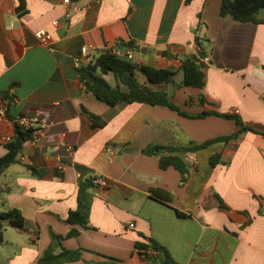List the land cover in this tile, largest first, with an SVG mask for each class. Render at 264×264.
I'll list each match as a JSON object with an SVG mask.
<instances>
[{
	"label": "crops",
	"instance_id": "1",
	"mask_svg": "<svg viewBox=\"0 0 264 264\" xmlns=\"http://www.w3.org/2000/svg\"><path fill=\"white\" fill-rule=\"evenodd\" d=\"M63 1L0 0V107L6 109L0 157L7 153L2 138L13 136L12 121L40 109L50 111L48 133L55 139L23 149L18 163L0 175V214L17 210L24 223L22 231L3 230L0 246L9 250L0 261L38 264L50 244L49 231L64 237L77 230L62 244L80 251L81 259L66 264H146L134 250L142 236L166 248L175 264H264V137L246 132L185 154L189 175L180 186L174 168L159 169L160 155L143 150L189 148L228 136L237 131L234 121L187 119L137 103L108 106L86 91L73 64L75 58L84 57L80 67H85L105 52H131V59L123 58L137 66L178 73L179 56L197 51V35L209 40L203 45L205 86L182 87V80H171L154 88L184 112L231 114L264 132V25L221 18V0ZM258 15L264 20V11ZM38 31L51 35L48 46L38 42ZM128 42L140 51L117 49ZM145 48L150 51H141ZM165 51L171 57L158 54ZM136 77L150 86L141 74ZM84 110L106 125L92 128ZM216 154L229 164L212 168L209 158ZM95 178L107 187L91 190L87 228L68 224L78 182ZM210 193L228 210L208 198ZM7 229L14 231L9 239Z\"/></svg>",
	"mask_w": 264,
	"mask_h": 264
},
{
	"label": "trees",
	"instance_id": "2",
	"mask_svg": "<svg viewBox=\"0 0 264 264\" xmlns=\"http://www.w3.org/2000/svg\"><path fill=\"white\" fill-rule=\"evenodd\" d=\"M74 2L79 0H72ZM189 0H186L188 3ZM22 3V0H20ZM264 11V0H221L219 15L221 18L230 17L234 21L240 23H254L264 25V20L258 19V13ZM20 10L19 13H23ZM201 26V23H200ZM208 39L194 36V44L197 48L195 53L179 56L181 62L178 71L182 73V81L179 86L203 88L206 82L205 68L203 60L208 56L207 50L203 47L204 43H208ZM129 49L132 51H140L138 46L133 42L119 43L117 49ZM143 52H149L148 49H142ZM162 57H171L168 52H159ZM177 58V57H173ZM79 77L88 93L92 94L97 100L108 106H125L131 104H145L150 107H165L177 115L187 119H204L209 116H216L226 120H232L235 123L237 131L228 135L213 138L202 144H197L189 148L149 146L143 150L144 155L153 156L160 155L158 167L165 170L168 167L174 168L180 175L179 184L184 185L189 175V165L183 158L187 153H194L205 149L217 142H229L238 139L242 134L250 132L264 137L263 131H256L252 127L246 126L239 117L231 114H222L216 112H202L200 114H190L182 111L171 98L159 89L162 84L169 83L172 77L177 73L169 69H155L148 66H137L124 58L116 57L112 52H105L99 55L94 61L88 63L85 67L78 68ZM141 74L147 80L146 84L138 82L136 75ZM111 75L115 81V86H111L105 79ZM199 103L204 104L203 97L199 98ZM92 128H103L106 121L102 118L88 113ZM31 138V132H25L14 127L12 140L6 144L7 153L0 157V175H2L9 167L18 163V156L21 152L24 141ZM229 159L221 154L213 155L209 158V165L214 168L217 165H228ZM28 170L35 177H39V173L28 167ZM94 188L92 180H82L78 182L77 207L74 211L68 213L66 222L71 225H78L87 228L90 207L92 202L91 190ZM155 199L161 200L156 195ZM208 198L214 200L219 208L228 210L222 199L215 193H210ZM179 217L184 214L176 212ZM5 227H11L20 231L24 230L23 217L17 210H9L0 214V244L2 243V233ZM78 235L77 230H72L67 236H59L49 231L50 244L42 252L38 258V264H66L76 262L81 259V252L78 250L66 249L62 241L66 238ZM144 242H136L134 250L140 255L146 264H175L166 248L159 245L150 238H145ZM31 244L34 241H30ZM102 264H118L111 260Z\"/></svg>",
	"mask_w": 264,
	"mask_h": 264
},
{
	"label": "built area",
	"instance_id": "3",
	"mask_svg": "<svg viewBox=\"0 0 264 264\" xmlns=\"http://www.w3.org/2000/svg\"><path fill=\"white\" fill-rule=\"evenodd\" d=\"M63 2L65 4H69L70 0H64ZM35 37L38 40V42L43 46H48L50 42L52 41L51 35L43 31L36 32ZM82 53L83 55H85L87 53V50L83 48ZM112 54L119 58H123V57H126L127 59L132 58L131 52L121 53V52L115 51ZM83 60H84V57L75 58L73 60L74 66L79 68ZM203 62L207 63L208 60L205 58ZM5 118H6V109L3 107H0V121ZM12 124L14 127H17L22 131L31 132V138L24 141L21 152L23 149L30 147L32 145H37L40 142H47V144L55 142L54 137L48 133L49 128L53 124L51 120V113L49 110L40 109V110L35 111L31 115L16 117L12 121ZM11 140H12V136H5L2 138V142L5 145L10 143ZM68 149L70 150V148ZM92 184L94 187L95 186L103 187V188L107 187V183L105 182V180L101 178L93 179ZM132 227L133 225H130V228Z\"/></svg>",
	"mask_w": 264,
	"mask_h": 264
},
{
	"label": "rangeland",
	"instance_id": "4",
	"mask_svg": "<svg viewBox=\"0 0 264 264\" xmlns=\"http://www.w3.org/2000/svg\"><path fill=\"white\" fill-rule=\"evenodd\" d=\"M261 12H263V11H261ZM261 15H258V17H260ZM206 47H208V45H206ZM131 63H136L137 61L135 60V61H133V60H129ZM107 80L108 81H111V78H110V76H108L107 77ZM182 80V73L181 72H178V73H176L173 77H172V81L173 82H180ZM5 228H7V227H5ZM9 228V227H8ZM8 231V233H6L5 234V238L6 239H9V238H11V235L13 234L12 232H14V231H10V230H12V229H7ZM11 234V235H10ZM7 250H9V246L8 245H1L0 246V255L1 254H7ZM0 264H5V262L4 261H0Z\"/></svg>",
	"mask_w": 264,
	"mask_h": 264
}]
</instances>
